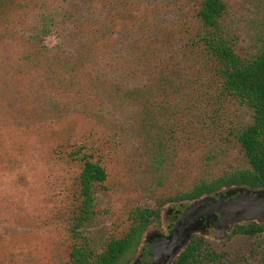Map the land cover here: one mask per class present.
Segmentation results:
<instances>
[{
	"label": "rangeland",
	"instance_id": "obj_1",
	"mask_svg": "<svg viewBox=\"0 0 264 264\" xmlns=\"http://www.w3.org/2000/svg\"><path fill=\"white\" fill-rule=\"evenodd\" d=\"M20 1L0 0V264L68 263L73 241L65 213L69 204L79 205L73 197V182L81 166L62 160L61 147L67 152L81 145L101 149L96 159L109 177L99 188L97 215L87 232L97 242L124 232L130 212L142 207L161 209L163 221L156 226L164 233L178 207L165 204L166 199L244 166L236 133L250 123L251 111L237 98L220 93L219 80L204 67L196 51L186 49L184 55H174V80L153 102L159 107L157 124L167 134H163V144L157 140L148 144L134 132L139 107L123 108L96 91L97 86L90 92L59 83L66 74L64 67L41 57L32 46L39 9L79 0H29V8ZM119 1L130 6L121 13L125 18L133 15V8L147 15L150 23L165 28L180 20L183 8L188 21L184 14L180 21L194 27L193 0ZM224 1L228 8L225 28L239 52L247 56L263 49L264 0ZM172 30L175 47L180 34ZM169 32L166 29L164 34ZM68 36L67 28H62L47 44L68 46ZM115 73L100 72L108 77ZM128 73L125 67L118 75ZM142 82L141 76L126 77L116 85L137 89ZM160 156L161 164L153 165ZM210 230L220 251L231 255L256 252L254 263L263 261L264 234H229L225 241H218Z\"/></svg>",
	"mask_w": 264,
	"mask_h": 264
},
{
	"label": "trees",
	"instance_id": "obj_2",
	"mask_svg": "<svg viewBox=\"0 0 264 264\" xmlns=\"http://www.w3.org/2000/svg\"><path fill=\"white\" fill-rule=\"evenodd\" d=\"M193 1L194 27L180 21L183 14L188 21L183 8L180 20L171 28L150 23L147 15H139L133 8V15L125 18L121 13L130 6L119 0H79L68 6L39 9L38 31L32 42L41 57L64 67L67 76L62 75L59 83L81 86L90 92L95 90L91 87L97 86L96 91L114 98L123 108L139 107L134 132L148 144L155 140L161 144L164 142L163 134L167 131L157 124L159 107L156 104L153 106V102L174 80V55L183 54L186 49L196 51L204 67L213 70L220 83L217 89L222 95L237 98L251 111L250 123L236 133L245 156L244 166L202 180L193 189L165 200V204L178 207L229 189L264 190V48L252 55H242L236 40L225 28L228 10L225 1ZM21 2L29 8V0ZM62 28H67L69 32L68 46L64 43L59 47H50L48 41ZM166 29L171 32L164 34ZM172 29L179 30L180 34V43L175 47ZM123 55L127 58H122ZM125 67L130 73L127 76L118 75ZM94 69L101 73H116L109 77L101 76L100 72H93ZM138 76L143 79L140 88L116 85L121 79ZM164 96H167L166 92ZM153 128L157 129L153 131ZM58 152L62 160L81 166L73 182V197L79 205L69 204L65 213H68L66 226L73 241L67 264H133L138 258H141L140 264H149L146 263L149 260L146 239L161 233L156 226L163 221L161 209H134L129 214L124 232L111 234L101 242L95 241L87 232L97 215V193L109 177L105 166L96 159L100 158L101 149L81 145L71 152L61 147ZM161 158L156 157L153 165L159 166ZM263 234L264 224L252 221L235 225L231 236L259 237ZM256 257V252L231 255L220 251L214 245L210 228L201 226L189 234L172 264H264V257L263 261L254 263Z\"/></svg>",
	"mask_w": 264,
	"mask_h": 264
},
{
	"label": "water",
	"instance_id": "obj_3",
	"mask_svg": "<svg viewBox=\"0 0 264 264\" xmlns=\"http://www.w3.org/2000/svg\"><path fill=\"white\" fill-rule=\"evenodd\" d=\"M176 208L167 230L146 239L149 264H172L180 247L203 218L208 222L220 219L215 226L218 241H225L237 224L252 221L264 224V191L229 189ZM172 213L173 209L168 212ZM140 263L141 258L133 262Z\"/></svg>",
	"mask_w": 264,
	"mask_h": 264
},
{
	"label": "flooded vegetation",
	"instance_id": "obj_4",
	"mask_svg": "<svg viewBox=\"0 0 264 264\" xmlns=\"http://www.w3.org/2000/svg\"><path fill=\"white\" fill-rule=\"evenodd\" d=\"M264 191V190H262ZM219 218L218 219H215L213 221H210L208 222L206 218H203L199 224L197 225V227H201V226H207L209 227L210 229L214 230L215 231V226L218 225V222H219ZM232 234V233H231ZM149 257V256H148ZM150 258V257H149ZM150 263V262H149Z\"/></svg>",
	"mask_w": 264,
	"mask_h": 264
}]
</instances>
